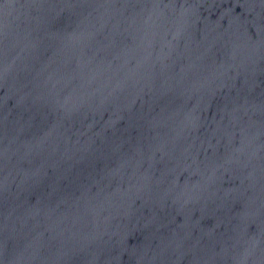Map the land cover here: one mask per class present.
<instances>
[{"label":"water","instance_id":"obj_1","mask_svg":"<svg viewBox=\"0 0 264 264\" xmlns=\"http://www.w3.org/2000/svg\"><path fill=\"white\" fill-rule=\"evenodd\" d=\"M0 264H264V0H0Z\"/></svg>","mask_w":264,"mask_h":264}]
</instances>
